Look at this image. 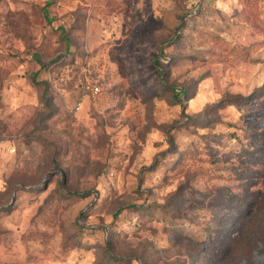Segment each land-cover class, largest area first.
<instances>
[{
  "label": "rangeland",
  "instance_id": "1",
  "mask_svg": "<svg viewBox=\"0 0 264 264\" xmlns=\"http://www.w3.org/2000/svg\"><path fill=\"white\" fill-rule=\"evenodd\" d=\"M263 152L264 0H0V264H264Z\"/></svg>",
  "mask_w": 264,
  "mask_h": 264
},
{
  "label": "trees",
  "instance_id": "2",
  "mask_svg": "<svg viewBox=\"0 0 264 264\" xmlns=\"http://www.w3.org/2000/svg\"><path fill=\"white\" fill-rule=\"evenodd\" d=\"M171 92H172V96L173 99L178 101L180 100V98H184L185 100H189L191 98V95H189V93H187V91L185 89H177L175 87L171 88ZM238 98V97H235ZM235 100V99H234ZM233 102V101H232ZM231 101L225 100L222 101L223 104H232ZM235 104V102H233ZM245 154H247L246 151H243ZM264 154V152H263ZM255 154H252V157L249 156L248 158L252 159L254 157ZM161 166L157 165L154 168L156 170H159ZM60 186V190L63 191L64 189H62V183L59 184ZM228 204L231 207V209L227 212L226 215L223 216L221 222L218 224V227L211 229L209 231V233L207 235H205L206 240L208 241V245L210 244H221L228 242L229 239V234L232 230V225L236 219V217H233V215L236 212H243L244 210L247 209L246 203L245 201H243V199L241 200L239 197H237L236 195H231L230 198L228 199ZM146 207H139L138 209V213L141 214V216H150L152 217L153 214L151 212H146V209H143ZM197 240V239H196ZM225 244V245H226ZM107 246L109 248H111V243L110 241L107 242ZM225 246L222 247V249ZM106 264H116V258L114 256V253L111 252H107V258H106Z\"/></svg>",
  "mask_w": 264,
  "mask_h": 264
},
{
  "label": "built area",
  "instance_id": "3",
  "mask_svg": "<svg viewBox=\"0 0 264 264\" xmlns=\"http://www.w3.org/2000/svg\"><path fill=\"white\" fill-rule=\"evenodd\" d=\"M88 73H90L89 65L85 63L80 67V76L74 85L75 94L77 97V110L80 108L81 103L94 100L100 93L99 85L88 78Z\"/></svg>",
  "mask_w": 264,
  "mask_h": 264
},
{
  "label": "crops",
  "instance_id": "4",
  "mask_svg": "<svg viewBox=\"0 0 264 264\" xmlns=\"http://www.w3.org/2000/svg\"><path fill=\"white\" fill-rule=\"evenodd\" d=\"M1 263V262H0Z\"/></svg>",
  "mask_w": 264,
  "mask_h": 264
}]
</instances>
